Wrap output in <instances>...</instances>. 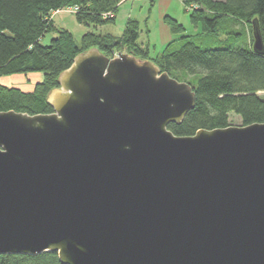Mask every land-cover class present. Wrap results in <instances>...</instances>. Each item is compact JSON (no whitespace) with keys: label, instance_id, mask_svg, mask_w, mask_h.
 I'll return each mask as SVG.
<instances>
[{"label":"water","instance_id":"95a60500","mask_svg":"<svg viewBox=\"0 0 264 264\" xmlns=\"http://www.w3.org/2000/svg\"><path fill=\"white\" fill-rule=\"evenodd\" d=\"M255 52L264 53L258 20ZM52 113L0 111V255L63 264H264V122L178 136L192 85L77 55Z\"/></svg>","mask_w":264,"mask_h":264},{"label":"trees","instance_id":"16d2710c","mask_svg":"<svg viewBox=\"0 0 264 264\" xmlns=\"http://www.w3.org/2000/svg\"><path fill=\"white\" fill-rule=\"evenodd\" d=\"M122 0H0V76L41 73L43 80L33 91L0 85V111L14 110L31 115L54 111L48 94L59 87V77L78 54L91 48L112 57L115 48L150 59L179 81L190 83L196 105L180 124L169 129L178 136L194 135L200 129L231 125L235 114L243 125L264 122V53L253 50V21L258 20L264 43V0H183L190 22L200 26L195 34L166 16L175 38L151 57L139 43L138 21L127 23L121 37L86 32L77 43L72 32L59 29L51 13L68 6L78 7L76 20L94 27L114 23ZM113 16H112V15ZM57 31L48 44L43 38ZM251 34L249 41L248 35ZM0 264H63L58 252L1 254Z\"/></svg>","mask_w":264,"mask_h":264},{"label":"rangeland","instance_id":"374dc122","mask_svg":"<svg viewBox=\"0 0 264 264\" xmlns=\"http://www.w3.org/2000/svg\"><path fill=\"white\" fill-rule=\"evenodd\" d=\"M144 1V6H148L147 4H152V2H154V0H122L121 3L119 4V9L121 8L120 6L123 4L125 5H129L131 3H136L134 5L135 8L140 7V4H142L141 2ZM187 6V5H186ZM127 8H124L123 10H121V14L120 15H116V19L114 21V23L108 24V25H104V26H99V27H94L93 25H85V24H81L76 20V13L78 12V7L76 8L75 6H68V7H64L61 9H58L54 12L51 13V16L49 17V19H53L55 26L59 29H67L70 32H72L75 40L77 41V43H81V39L83 37V35L88 32V31H94L97 34L100 35H113L115 37H121L124 33V29L127 25V23L131 20H136L139 22L140 26H141V33L139 36V40L138 43L146 48L150 54L151 57H156L157 55H159L165 45L163 43V38L161 36L162 33V29H161V24H162V19H161V13H159V9H155L154 13L151 16V29L153 31V34H151L150 36H148L147 31L145 30L147 28V26L144 24V19L145 16L147 15V11L148 10H144L143 9V15L139 16L141 19H139V17H131V12H126ZM132 9V8H130ZM141 9V8H140ZM185 9V8H184ZM183 7L181 8L180 12L182 13H186L184 12ZM192 7H188L187 12L189 13V11H191ZM131 11V10H130ZM179 13V14H181ZM186 13L185 16L186 18L184 19V21H181L180 23H182L186 30L185 33L187 34H195L197 32H199L201 30V27L199 26H195L190 22V15ZM148 14H151V9L149 10ZM112 15V14H111ZM113 16V15H112ZM166 16L169 15H165L164 16V21L165 23L168 25V23L166 22ZM144 17V18H142ZM169 26V25H168ZM170 28V27H169ZM119 31V32H118ZM58 35L57 31L55 32H51L49 34H47L43 40L42 43L43 44H48L52 38L56 37ZM173 38H175L176 34H173ZM150 38V39H149ZM172 38V39H173ZM248 39L249 41L251 40V34L248 35ZM152 42V45L150 44V41ZM120 53H127V48L125 46L122 47H118L115 48L113 53H112V57H110V59L118 57L120 55ZM43 80V75L41 73H29V74H16V75H12V76H0V85H4V86H14L17 88L22 89L23 87H29L32 88L33 90L35 89L36 85L39 84L40 82H42ZM187 82V81H185ZM230 122L233 125H240L242 124V120L239 116L235 115V114H231L230 115Z\"/></svg>","mask_w":264,"mask_h":264},{"label":"crops","instance_id":"0c3cea01","mask_svg":"<svg viewBox=\"0 0 264 264\" xmlns=\"http://www.w3.org/2000/svg\"><path fill=\"white\" fill-rule=\"evenodd\" d=\"M141 3L142 4H140V7H138V8L134 7V5L136 3H131L129 5H125V4L123 5L122 4L120 6L121 8L119 9L117 14L120 15L122 12L121 10H123L124 8H127L126 12H128V13L131 12V14H132L131 17H139V16L143 15V12H144L143 9L148 10L147 15L145 16V19H144V24L147 26V28L145 30L147 31L148 36H150L151 34H153V31H152L151 25H150L151 16L154 13V10L158 8L159 13H161V19H162L161 36L163 38V43L164 44L168 43L173 38L174 35H173L171 29L169 28V26L165 23L163 18L165 15H169V16L174 17L179 22L184 21V19L186 18L185 14L188 13L187 12L188 7L186 6L185 2L183 0H154V2H152L151 5L147 4L148 6H144L145 5L144 1ZM182 7H183V9L185 8L184 9V12H186L185 14L183 12L182 13L180 12ZM130 8H132V9H130ZM150 9H151V14L149 15L148 12ZM179 13H181V14H179ZM142 18H144V17H142ZM139 19H141V18L139 17ZM149 41H150V44L152 45L151 40H149ZM12 87H14V86H12ZM22 90L33 91V89L29 88V87H23Z\"/></svg>","mask_w":264,"mask_h":264}]
</instances>
